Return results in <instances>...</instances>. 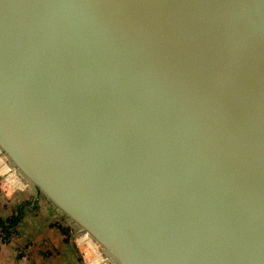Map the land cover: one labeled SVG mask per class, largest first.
<instances>
[{
	"label": "water",
	"instance_id": "1",
	"mask_svg": "<svg viewBox=\"0 0 264 264\" xmlns=\"http://www.w3.org/2000/svg\"><path fill=\"white\" fill-rule=\"evenodd\" d=\"M0 153L111 264H264V0H0Z\"/></svg>",
	"mask_w": 264,
	"mask_h": 264
},
{
	"label": "crops",
	"instance_id": "2",
	"mask_svg": "<svg viewBox=\"0 0 264 264\" xmlns=\"http://www.w3.org/2000/svg\"><path fill=\"white\" fill-rule=\"evenodd\" d=\"M6 170H10L11 174L5 173L13 186L5 194L0 180V217L14 219L16 237L0 246V264H84L66 218L49 202L35 200L17 171L11 167ZM2 174L0 168V179ZM99 258L97 261L111 264L103 252Z\"/></svg>",
	"mask_w": 264,
	"mask_h": 264
},
{
	"label": "rangeland",
	"instance_id": "3",
	"mask_svg": "<svg viewBox=\"0 0 264 264\" xmlns=\"http://www.w3.org/2000/svg\"><path fill=\"white\" fill-rule=\"evenodd\" d=\"M2 171H3V174L1 175L0 180H3V185H4V187H6L7 192H9V191L11 192V187L9 186V182L7 181V178H6V177H8L7 174L10 172V170H8L9 171L8 173H5L7 170H2ZM9 174H11V173H9ZM25 189L28 190L26 187H25ZM43 200H45V199H43ZM46 202H48V201H46ZM65 220H66L65 224L68 227L69 232L73 236V240H74L75 244L77 245V248L79 250V253L81 255V259L83 260V263L84 264H103V262L97 261L99 256L102 255L103 251L101 250L100 245L96 241H94V238L91 237L88 233H81L80 235L83 236V241H80V239L78 237L79 234H76V229H77L76 225L68 219H65ZM84 240H87L92 247H90L87 244V242H84ZM95 248H96L95 252L99 255L96 260H94L95 259V256H94V249Z\"/></svg>",
	"mask_w": 264,
	"mask_h": 264
},
{
	"label": "built area",
	"instance_id": "4",
	"mask_svg": "<svg viewBox=\"0 0 264 264\" xmlns=\"http://www.w3.org/2000/svg\"><path fill=\"white\" fill-rule=\"evenodd\" d=\"M1 190L7 193L6 187L2 184ZM16 237L15 234H8L3 223L0 222V246L9 242H12L13 238Z\"/></svg>",
	"mask_w": 264,
	"mask_h": 264
},
{
	"label": "bare ground",
	"instance_id": "5",
	"mask_svg": "<svg viewBox=\"0 0 264 264\" xmlns=\"http://www.w3.org/2000/svg\"><path fill=\"white\" fill-rule=\"evenodd\" d=\"M1 154V153H0ZM10 167V165L8 164V162H7V160H6V158L4 157V156H1L0 157V168H1V170H6V169H8ZM6 172H8V171H6ZM7 181L9 182V178L7 177ZM27 184V183H26ZM9 186H13V184L12 183H10L9 182ZM21 187V186H20ZM29 187V185L27 184L26 185V188H28ZM22 188V187H21ZM79 239H80V241H83V236H81L80 234H79ZM95 241V240H94ZM84 242H87V244L90 246V247H92L90 244H89V242L87 241V240H84ZM97 248V247H96ZM96 248L94 249V256H95V258H97L99 255L95 252L96 251Z\"/></svg>",
	"mask_w": 264,
	"mask_h": 264
},
{
	"label": "trees",
	"instance_id": "6",
	"mask_svg": "<svg viewBox=\"0 0 264 264\" xmlns=\"http://www.w3.org/2000/svg\"><path fill=\"white\" fill-rule=\"evenodd\" d=\"M40 199V198H39ZM0 222L4 224L5 226V229L6 231L8 232V234H13V233H16V228H15V225H16V222L14 221L13 218L11 219H8V220H3L1 217H0Z\"/></svg>",
	"mask_w": 264,
	"mask_h": 264
}]
</instances>
